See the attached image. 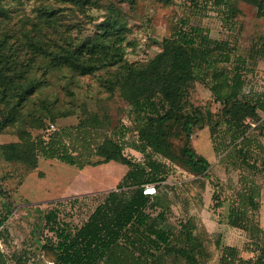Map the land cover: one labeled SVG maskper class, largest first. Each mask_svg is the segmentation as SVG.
I'll return each mask as SVG.
<instances>
[{"label": "trees", "instance_id": "1", "mask_svg": "<svg viewBox=\"0 0 264 264\" xmlns=\"http://www.w3.org/2000/svg\"><path fill=\"white\" fill-rule=\"evenodd\" d=\"M1 1L0 16H5L7 10L1 7ZM191 1L199 6L198 0ZM201 1L225 21L234 20L241 1L254 5L257 15L264 18V0ZM54 14L55 11L48 10V15ZM121 14V9L111 6L106 18L96 25L97 29L79 41L69 37L63 44L52 46L47 41L36 40L31 45L50 67L67 66L83 75L103 72L105 88L111 94L118 91L131 106L140 140L136 148L145 155V162L127 157L120 142L110 135L93 143V131L97 127L85 120L50 131L54 122L47 123L48 116L40 117L34 127L37 134L27 129L19 140L1 143L0 156L4 160L22 163L30 169L38 166L41 157L80 169L110 161H122L129 166L117 186L104 193L81 223L70 220V214H64L58 203L44 209L40 243L35 237L33 242L52 256V264H207L213 257L212 246L221 251L219 264H264V228L257 217L261 187L244 173L249 170L256 176L264 171V140L260 138H264L260 113L264 112V91L243 92L242 70L247 59L234 54L228 40L213 38L203 26L181 20L180 26L163 38L161 49L153 58L131 61L122 44ZM261 41L253 45L252 59H264V38ZM8 57L0 54V100L16 87L19 77ZM198 79L206 82L216 100L223 104L217 120L211 119L209 109L206 114L189 101L190 90ZM38 87L39 83L34 82L15 88L16 100L8 102L5 108L0 105V131L12 123L21 102ZM55 120L50 117V121ZM206 120L220 160L242 171V187L232 198L228 223L246 232V247L253 253L250 257L243 256L240 248L225 244L220 238L213 239L194 216L181 220L177 228H168L163 224L164 212L150 211L157 194L145 193V185L155 183L160 187L167 173L165 162L156 156L196 174L210 176V161L197 153L191 143L194 128ZM93 122L104 123L98 114ZM175 139H179L180 146H176ZM94 156L98 159L93 160ZM214 185L218 189L220 180ZM217 195L213 196L218 199L217 206H222ZM73 201L74 205L79 199ZM12 213L13 208L6 204L4 214L0 215V228ZM30 254L26 247L8 254L0 246V264H28Z\"/></svg>", "mask_w": 264, "mask_h": 264}, {"label": "rangeland", "instance_id": "2", "mask_svg": "<svg viewBox=\"0 0 264 264\" xmlns=\"http://www.w3.org/2000/svg\"><path fill=\"white\" fill-rule=\"evenodd\" d=\"M198 2L199 6L193 5L191 0H134L132 3L92 0L87 4L67 0H2L1 7L7 14L0 16V54L9 55L10 65L19 77L16 87L0 100V105L5 108L8 102L16 100L15 88L34 82H38L39 87L21 102L12 123L0 131V144L19 140L27 129L37 134L34 127L40 117L48 116L45 121L54 122L50 131L85 120L97 127L93 131V143L110 135L120 142L127 157L145 162V155L136 148L140 140L131 106L118 91L111 94L105 88L101 79L103 72L83 75L67 66L50 67L31 45L36 40L47 41L52 46L63 44L69 37L79 41L97 29L96 25L106 18L113 5L122 10L120 32L129 60L144 62L153 58L160 51L163 38L178 28L181 20H186L191 25L203 26L213 38L228 40L233 53L247 59L242 70L243 92L264 91V59L251 58L253 45L264 38V18L257 15V8L241 1L240 11L229 22L215 9L201 0ZM47 9L55 14L48 15ZM188 98L204 113L209 109L212 120L220 118L223 104L216 100L206 82L195 81ZM260 113L264 120V112ZM97 114L104 123L93 122ZM51 116L56 120L50 121ZM221 128L225 130L226 127L222 125ZM191 143L197 153L210 161V176L196 174L185 166L156 156L165 162L167 173L157 188L150 211L154 214L164 212L163 224L168 228H177L181 220L194 216L202 230L209 232L213 239L220 238L223 243L240 248L243 256H252V251L246 247V232L228 223L232 198L242 187V171L220 160L207 120L194 128ZM175 144L180 146L179 139H175ZM96 159L98 157L94 156L93 160ZM128 169L122 161L80 169L45 157L39 159L36 168L30 169L0 156V215L4 214L6 204L13 208V213L0 228L1 248L11 254L26 247L31 250L28 264H52V256L33 242L34 237L40 241L44 225L42 211L58 203L56 205L64 214H70V220L81 223L104 193L117 186ZM244 173L248 180H254L261 187L257 217L264 228V171L256 176L249 170ZM219 180L221 185L217 189L214 182ZM214 194L221 197L222 206H217ZM77 198L79 201L73 205ZM212 249L213 257L207 264H219L221 251L214 246Z\"/></svg>", "mask_w": 264, "mask_h": 264}, {"label": "built area", "instance_id": "3", "mask_svg": "<svg viewBox=\"0 0 264 264\" xmlns=\"http://www.w3.org/2000/svg\"><path fill=\"white\" fill-rule=\"evenodd\" d=\"M54 124H51V127H53ZM144 192L145 193H148V194H151V195H154L157 193V186L155 183H149V184H146L145 185V189H144Z\"/></svg>", "mask_w": 264, "mask_h": 264}]
</instances>
